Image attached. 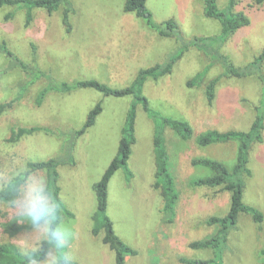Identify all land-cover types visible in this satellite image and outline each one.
Instances as JSON below:
<instances>
[{
    "label": "rangeland",
    "instance_id": "obj_1",
    "mask_svg": "<svg viewBox=\"0 0 264 264\" xmlns=\"http://www.w3.org/2000/svg\"><path fill=\"white\" fill-rule=\"evenodd\" d=\"M227 0H217L223 7ZM124 0H69L48 13L33 8L32 20L25 24L26 8L20 5L0 7V42L23 61L36 65L51 79L72 81L95 79L114 88L130 84L139 69L162 63L183 43L197 36L220 33L217 20L206 17L200 0H146L153 20L161 24L173 19L179 30L173 36H161L150 29L142 17L123 10ZM71 10L70 31L62 23L65 8ZM250 18V23L227 37L220 52L236 66L253 61L264 46V3L238 0L235 7ZM11 14L8 18L6 15ZM35 47V49L33 48ZM34 49V51H33ZM210 65V66H209ZM207 68L203 82L189 87L187 81ZM32 72V71H30ZM222 72L208 55L195 47L184 51L171 73L156 80L148 78L143 93L151 108L160 116L181 118L190 123L193 136L180 139L165 128L169 166L179 198L175 218L167 221L162 211V197L153 187L155 160L153 152L154 121L137 105L136 142L128 159L131 178L119 168L108 183L107 214L116 234L137 250L124 264H185L180 259H207L212 249H193L192 241L213 235L216 225L205 221L210 216L227 213L230 193L220 187H192L193 177L210 174L194 166L195 157H209L232 167L236 160L237 141L198 146L195 137L207 130L247 131L256 114L264 115L261 102L263 80L258 74L241 78L222 76L216 85L215 98L208 103L205 84ZM264 74V63L262 64ZM31 75L14 66L0 53V102L14 101L0 114V187L27 170L28 161L47 160L62 153L66 133L82 126L88 111L100 101L102 110L95 123L76 139L72 161L58 166L60 197L71 216L61 220L73 232L70 250L78 264H115L114 252L102 242V232L92 234L97 182L117 152L131 96L104 95L93 88L71 92L50 91L37 105V93L50 83L42 77L27 85ZM43 126L51 132L36 131L19 140H8L17 126ZM65 133L62 137L60 134ZM60 135V136H59ZM245 177L243 201L258 208L263 220L256 223L244 213L222 245L224 264H264V121L261 139L251 144ZM32 181L45 182L44 171L29 172L19 195L11 203H0V242L20 247L38 248L46 238L36 228L9 236L4 228L10 223H25L19 205ZM50 254L36 264H49Z\"/></svg>",
    "mask_w": 264,
    "mask_h": 264
},
{
    "label": "trees",
    "instance_id": "obj_2",
    "mask_svg": "<svg viewBox=\"0 0 264 264\" xmlns=\"http://www.w3.org/2000/svg\"><path fill=\"white\" fill-rule=\"evenodd\" d=\"M200 1L203 3L204 15L219 22L220 33L216 36H197L191 38L187 43H183L179 50L171 53L166 61L139 69L130 84L122 88H114L95 79H75L72 81L51 79L37 68L36 65L32 66L30 63L23 61L7 47L5 42H0V53L7 56L14 66H17L22 71L31 75L27 85L36 82L42 77L49 79L50 83L44 86L36 95L35 103L37 105L42 102L45 95L50 91L66 93L78 88H93L104 95L132 97L133 100L126 112L125 121L121 129V137L118 142L117 152L104 170L101 178L93 184L96 197V211L93 214L94 224L92 227V234L97 236L102 232V242L114 252L115 264H124L127 256L137 253L136 249L125 243L116 234L113 228V222L107 214L108 183L110 178L119 168L125 170L128 176L127 178H131L132 176L128 167V159L132 152V146L136 142L135 120L137 105L141 104L143 110L155 123L153 133V152L155 160L153 187L158 189L162 197V211L167 221H171L175 218L179 192L176 188L175 179L169 166V154L166 147L164 131L165 128L168 127L184 141L190 140L193 136L192 126L188 121L181 118L160 116L151 108L148 98L143 93L144 82L148 78L156 80L171 73L174 64L182 56L184 51L190 47H195L206 53L210 62L219 64L222 70L220 75L211 78L205 84L204 92L208 103L214 100L216 85L222 76L241 78L248 74H258L260 80L264 82V74L262 73L264 46L253 61L243 66H236L227 55L219 50L221 43L225 41L228 36L250 23V18L247 14L235 9L238 0H227L223 7L218 5L217 0ZM252 1L256 5L264 3V0ZM63 4L68 5L69 0H0V7L4 5H20L26 8V25L32 20L31 10L33 8H42L48 13H52ZM123 10L142 17L146 25L150 29L157 31L161 36L170 37L179 30L177 23L173 19H168L161 24L156 23L152 18L151 12L146 7V0H124ZM70 13L71 10L68 7L65 8L62 13V23L65 25L67 32L70 31L71 28L69 19ZM10 16V13L6 15L8 18ZM33 48L35 49L34 46ZM206 73L207 68L197 72L187 81V85L189 87L200 85ZM13 102L14 101L0 102V114L9 108ZM261 102L264 105V88L261 92ZM101 110V103L98 101L88 111L86 119L80 128L74 129L66 134H60L62 137L65 134V140L61 150L62 153H60L59 156L41 161H28L27 170L25 172L14 176L3 187H0V203L13 202L19 195L20 188L25 183L29 172L40 170L44 171L47 191L50 193L52 201H54L59 208V220H61L63 213L71 216L60 197L61 188L58 182V166L62 163L72 161V151L76 139L95 123L96 117ZM263 121L264 115L257 113L253 123L247 131L233 129L219 131L212 129L202 132L195 137V143L201 147L228 141H237L238 146L236 160L232 167H228L223 162L209 157H195L191 160L192 165L207 168L210 170V174L193 177L188 181V184L192 187H220L230 193V203L229 209L225 215L210 216L206 219L205 222L208 225L217 226L213 235L206 239L189 243V246L193 249H212V257L207 259L181 258L180 260L183 263L224 264L222 245L226 241L229 232L235 228L239 214L244 213L249 215L256 223L262 222V212L255 206L243 201V188L245 185V177L250 174V170L247 166L249 149L254 141L261 139ZM36 131L51 132L48 128L43 126H17L12 128L8 140L15 142L23 135L31 134ZM32 228L34 227L29 221L20 224L13 222L7 224L4 231L9 236H14L22 230H30ZM51 248H53V246L48 242L47 238H44L38 248L30 249L29 255H22L20 247L15 243L0 242V264H30L31 261L40 262L47 257ZM262 252L264 253V249ZM59 255L60 253L57 252V257ZM74 264L78 263L74 261Z\"/></svg>",
    "mask_w": 264,
    "mask_h": 264
},
{
    "label": "clouds",
    "instance_id": "obj_3",
    "mask_svg": "<svg viewBox=\"0 0 264 264\" xmlns=\"http://www.w3.org/2000/svg\"><path fill=\"white\" fill-rule=\"evenodd\" d=\"M20 215L26 218L39 233L46 237L60 255L50 254L49 264H74V255L70 250L73 232L69 226L59 220V208L52 201L47 186L43 181H32L28 184L24 199L19 205ZM22 255H29L26 246L21 249ZM30 264H36L31 261Z\"/></svg>",
    "mask_w": 264,
    "mask_h": 264
}]
</instances>
